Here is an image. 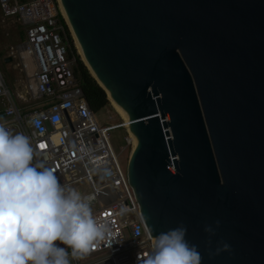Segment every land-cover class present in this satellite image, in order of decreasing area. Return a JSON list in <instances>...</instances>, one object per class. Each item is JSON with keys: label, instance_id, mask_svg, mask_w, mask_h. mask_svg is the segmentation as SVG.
Masks as SVG:
<instances>
[{"label": "water", "instance_id": "1", "mask_svg": "<svg viewBox=\"0 0 264 264\" xmlns=\"http://www.w3.org/2000/svg\"><path fill=\"white\" fill-rule=\"evenodd\" d=\"M61 2L135 142L151 237L183 224L201 264H264V0Z\"/></svg>", "mask_w": 264, "mask_h": 264}, {"label": "built area", "instance_id": "2", "mask_svg": "<svg viewBox=\"0 0 264 264\" xmlns=\"http://www.w3.org/2000/svg\"><path fill=\"white\" fill-rule=\"evenodd\" d=\"M0 9V23L13 19L26 35L5 56L11 63L18 59L13 64L23 72L20 91H12L0 69V123L13 134L29 136L34 162L52 168L60 184L92 195L94 216L111 229L86 257H70V264H143L140 257L151 250L152 237L129 183L128 156L123 166L110 140L115 125L102 124L89 106L58 1L0 0ZM33 117L39 127L29 125ZM126 145L131 146L130 140Z\"/></svg>", "mask_w": 264, "mask_h": 264}, {"label": "clouds", "instance_id": "3", "mask_svg": "<svg viewBox=\"0 0 264 264\" xmlns=\"http://www.w3.org/2000/svg\"><path fill=\"white\" fill-rule=\"evenodd\" d=\"M28 123L40 126L35 117ZM35 155L29 136L13 134L0 123V264H70V257L83 259L106 238L110 226L94 216L92 195L60 184L52 168L34 162ZM204 231L215 235L211 226ZM186 233L181 224L152 237L151 250L140 257L143 264H201V254L185 239ZM220 245L210 256L230 250L228 244Z\"/></svg>", "mask_w": 264, "mask_h": 264}, {"label": "rangeland", "instance_id": "4", "mask_svg": "<svg viewBox=\"0 0 264 264\" xmlns=\"http://www.w3.org/2000/svg\"><path fill=\"white\" fill-rule=\"evenodd\" d=\"M68 30L70 31V35L72 37V41L76 48V51L79 54V57L82 59L69 26ZM25 39V32L22 30V27L18 25L17 21L10 19L7 20L6 24L0 23V69L3 73L5 80L8 83V86L12 88L13 91L22 88L20 82L18 81V78H20V70L19 68L13 69V65L6 64L3 58L6 56L10 46L19 45ZM17 61L18 59H15L13 63ZM1 107L2 104L0 103V108ZM98 118L102 124L108 123L114 124L117 127L119 126L117 129H114L112 132H110V140L115 152L120 155L119 158L121 164L125 166L126 159L127 156H129L128 153L130 152L131 146H129L128 148L126 145L127 141L129 140V134L126 128L124 127V121L121 120V118L118 116V114L110 104H108V106L102 108L99 111ZM123 148H126V150L124 152H121V149Z\"/></svg>", "mask_w": 264, "mask_h": 264}, {"label": "trees", "instance_id": "5", "mask_svg": "<svg viewBox=\"0 0 264 264\" xmlns=\"http://www.w3.org/2000/svg\"><path fill=\"white\" fill-rule=\"evenodd\" d=\"M63 21L64 19L61 18ZM64 23V21H63ZM65 24V23H64ZM66 30L68 32L69 39L71 41V56L74 55L76 58V63L74 66L75 73L79 78L80 85L83 88L86 99L89 103L91 109L99 113V111L108 106L110 104L106 91L102 88V86L97 82V80L92 76L87 66L84 64L82 59L79 57V54L76 51V48L73 44L72 37L70 35V31L68 30L67 25L65 24Z\"/></svg>", "mask_w": 264, "mask_h": 264}, {"label": "bare ground", "instance_id": "6", "mask_svg": "<svg viewBox=\"0 0 264 264\" xmlns=\"http://www.w3.org/2000/svg\"><path fill=\"white\" fill-rule=\"evenodd\" d=\"M57 1H58V3H59V7H60L61 14L63 15L64 19L66 20L67 25L69 26V28H70V30H71V32H72L73 38H74V40H75V43H76L77 49H78V51H79V53H80V55H81V57H82V60H83V62L89 67V70H90L91 73L94 75L93 70L90 68V66H89V64H88V62H87V60H86V58H85V56H84V54H83V51H82V49H81V47H80V45H79V43H78V40H77L76 35H75V32H74L73 28L71 27V24H70V22H69V20H68V18H67V16H66V13H65L64 8H63V4H62L61 0H57ZM108 97H109V95H108ZM109 102H110V105L112 106V108L116 111V113L118 114V116L121 118V120L124 121V127L126 128L128 134H129V140H130V142H131V149H130V152L128 153V155H129V156H128V160H129L130 156H131V155L133 154V152L135 151V142L132 140V138H131V136H130V133H129V130H128V127H127V124H126V121H125L124 116L121 115L119 109H118L117 106L111 101L110 97H109ZM118 127H119V126H118ZM118 127L115 126L114 128L117 129Z\"/></svg>", "mask_w": 264, "mask_h": 264}, {"label": "crops", "instance_id": "7", "mask_svg": "<svg viewBox=\"0 0 264 264\" xmlns=\"http://www.w3.org/2000/svg\"><path fill=\"white\" fill-rule=\"evenodd\" d=\"M6 24V23H5ZM4 59V58H3ZM6 64H8V65H13V69H18L19 67L18 66H15L13 63H11V62H5ZM19 70H20V68H19ZM20 78H18V81L20 82V85H22L23 84V72L20 70ZM19 84V83H18ZM12 89V88H11ZM13 91V90H12ZM15 91H20V89H17V90H15Z\"/></svg>", "mask_w": 264, "mask_h": 264}, {"label": "snow or ice", "instance_id": "8", "mask_svg": "<svg viewBox=\"0 0 264 264\" xmlns=\"http://www.w3.org/2000/svg\"><path fill=\"white\" fill-rule=\"evenodd\" d=\"M40 147H41V148H44V147H46V145L41 144Z\"/></svg>", "mask_w": 264, "mask_h": 264}]
</instances>
